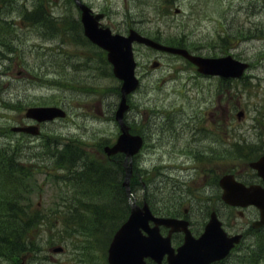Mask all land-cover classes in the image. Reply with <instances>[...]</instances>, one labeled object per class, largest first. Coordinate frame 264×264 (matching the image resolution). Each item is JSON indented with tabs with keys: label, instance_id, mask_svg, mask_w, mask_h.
I'll use <instances>...</instances> for the list:
<instances>
[{
	"label": "rangeland",
	"instance_id": "374dc122",
	"mask_svg": "<svg viewBox=\"0 0 264 264\" xmlns=\"http://www.w3.org/2000/svg\"><path fill=\"white\" fill-rule=\"evenodd\" d=\"M54 1L53 4H61L58 5L59 9H63L64 6V0H52ZM86 2H89L92 7L96 10H102L105 9L107 12V16L104 20L105 24L111 25L114 29L119 31H124L126 24H140L145 25L147 27H151L152 30H173L172 27H169L168 25H165V21L162 18H157L156 12L154 11V7L149 6L147 4H140L138 0H85ZM143 3V2H142ZM188 4L189 0H179L177 1V5H174L173 11L178 7H181L188 11ZM74 7L73 5H71ZM75 8V7H74ZM217 15H213L209 17V21H206L203 17V22L201 25L195 26V23L191 25V33H192V39L198 41L199 43H202L204 45L211 43V41L214 38L215 33V26L216 23L214 21V17ZM221 27L225 31H233L234 29L232 26L227 23L224 18L221 16H217ZM221 18V19H220ZM239 17L236 18L238 20ZM147 20V22L142 21ZM142 21V22H141ZM148 31V30H146ZM151 31V30H150ZM193 31V32H192ZM32 41L36 43L42 42L41 39L32 36ZM50 41H46L47 45ZM236 47V46H234ZM67 52L74 55H83L85 53L84 47H78L75 46V48H66ZM238 53H241V50L238 48ZM158 58L161 60L162 65L159 69L155 70L154 72V84L156 86L155 91H152L148 89V83L150 81L149 74L145 72V68H147V60L149 58ZM136 58L140 64V70L139 73L143 77V86L138 91L136 96L133 98L134 102L136 104H140L141 106L147 105L149 108L150 105L148 101L155 99L156 101L153 102L154 105H163V104H169L171 102H175L176 100L177 104H179V101L182 102V95L178 92L177 87L179 83L184 82V78L190 76L193 70L188 69L187 65L184 61L178 58H173L170 55L164 53V52H152L145 46H138V49L136 51ZM31 62H33V59H31ZM71 63H73L71 61ZM1 64H4L2 61ZM19 69L16 65L14 66V69L12 71L11 75H3L0 80H3L0 82V97L4 94H7L8 92L14 93L16 91V88H14L15 85H18V82L16 80H19V74L16 72V70ZM64 68L60 65L58 70H63ZM106 73H107V67H106ZM0 71H3V65H0ZM7 76H12L10 78V83H8ZM112 84H115V81L111 77H102L100 80H98L97 84L99 86H109ZM61 90H49L47 87L40 86H31L30 88H27L26 92L29 96H47L45 94H49L52 92H60ZM26 94V95H27ZM199 94L202 96V93L199 92ZM241 94V93H240ZM8 97V96H6ZM176 99V100H175ZM92 102L90 104V108H93L94 113H96L99 109H102L103 112L99 113V117L95 120H89L87 128L84 132L87 134L94 133L97 134L98 132H105L106 136H111L115 131V126L113 125V122L107 118L106 113V99L103 100V107H101V102L97 100V98H92ZM5 107H3V103L0 101V123H8L10 120L11 125L17 124V122L21 119L22 113L17 112L15 110H4ZM140 111L143 113L145 109H140ZM62 121L56 122L54 124H60ZM68 121H65V123ZM52 129H55L54 126H49ZM99 128H103V131H97ZM62 130H66L65 128H61ZM70 132H77L75 128H71ZM114 135V134H113ZM164 147H157L152 146L149 150L148 148L145 150L142 157L140 156V162H143L144 165H151L154 163L163 162L164 160L168 161L167 156L163 158V156L160 154L161 150H164ZM111 160V159H110ZM129 165V164H128ZM130 166V165H129ZM135 170H133L134 173ZM133 177V175H132ZM132 179V178H131ZM22 196L23 193H19ZM30 198H32L33 201L38 202V196L37 193H31ZM47 197L46 200H50L52 198V193L48 192L46 194ZM234 220L239 223L241 222V218L239 216H235ZM264 264V263H262Z\"/></svg>",
	"mask_w": 264,
	"mask_h": 264
},
{
	"label": "water",
	"instance_id": "95a60500",
	"mask_svg": "<svg viewBox=\"0 0 264 264\" xmlns=\"http://www.w3.org/2000/svg\"><path fill=\"white\" fill-rule=\"evenodd\" d=\"M83 21L86 34L93 41L109 50V59L115 64L116 74L124 79L123 94L125 95L137 85L133 73L135 63L131 52V42L137 36L132 34L126 38L122 35H112L108 28H99L86 7H84ZM124 108L123 102L119 111L120 117H122ZM123 128L125 133L121 136L118 144L109 152L124 150L127 156H130L137 151L140 141L136 139L137 137L129 135L127 128ZM130 169H128L127 181L130 177ZM135 209L112 243L110 249L111 264H146L144 261L145 256H151L161 262L165 253H173L168 239L160 238L155 231L150 236L141 233L140 227H146L147 216L146 212ZM163 222L169 224L167 220H163ZM207 239L209 237L206 236L197 240L187 237V242L180 249V252L177 255L170 256V264H208L211 260L217 258L218 256L215 255L213 247L208 246Z\"/></svg>",
	"mask_w": 264,
	"mask_h": 264
},
{
	"label": "trees",
	"instance_id": "16d2710c",
	"mask_svg": "<svg viewBox=\"0 0 264 264\" xmlns=\"http://www.w3.org/2000/svg\"><path fill=\"white\" fill-rule=\"evenodd\" d=\"M1 2L2 1L0 0V3ZM33 9H34L33 12H42L43 11V7H41L39 5H34ZM30 18L35 19V17H33V16H30ZM38 18L42 22L44 19L43 13H40ZM52 27L55 28L56 30L59 29V27L57 25H54ZM74 27H77V24H74ZM61 32L67 33V30L63 29ZM0 43H1V36H0ZM71 152L75 153L77 151L75 149V150H72ZM117 167H118V170H120L122 173L123 169H122L121 162L117 163ZM91 169H96V167L93 166ZM97 173H99V172H97ZM90 174L93 175L91 170H90ZM100 174H101V177H104V178L108 177L107 183H109L108 185H111V187H113V189H114V199L112 200V202H113L112 206L113 207H106V209H108V210L110 209V211H111V209L113 210V208H114L116 211V217L119 219V221H121L126 217V215L128 213L126 206L125 205L121 206V201H120L121 199H123L125 202L127 199L125 189H124V187L122 185V181H121L122 177L120 175L117 176V174L114 173L112 178H111L110 177L111 171H105V170H103V173H100ZM118 179H120V180H118ZM109 218H111V216L107 211H104L100 215V219L102 221L107 220ZM112 219H114V218H112ZM115 220H116V218L113 221H115ZM30 225H31V220H29L26 217V222L24 224L25 229H27V228L29 229ZM22 227H23V224H21V225L19 224V226H18L17 216L15 215L14 216V223L10 227L5 228L4 232L1 233L2 234L1 235V239H2L1 242L3 244H5L8 248H10V250H15V252L20 251L22 249V247L19 244L20 239H21ZM24 238L26 240V236ZM15 255H17V254L15 253Z\"/></svg>",
	"mask_w": 264,
	"mask_h": 264
},
{
	"label": "flooded vegetation",
	"instance_id": "af4514ba",
	"mask_svg": "<svg viewBox=\"0 0 264 264\" xmlns=\"http://www.w3.org/2000/svg\"><path fill=\"white\" fill-rule=\"evenodd\" d=\"M248 77L253 78H260L264 77V74L261 73H249ZM207 110L206 113L201 114V122L200 124L205 125L204 129H208V134L210 135V140L215 144L218 140L217 138V122L218 118L221 120L227 121V119H230L231 117V111L232 108L229 104H218L215 101H212L210 105L207 106L204 110ZM262 128V136L257 139V143H263L264 142V122L261 123ZM215 152V150H214ZM259 154H263L264 152H258Z\"/></svg>",
	"mask_w": 264,
	"mask_h": 264
},
{
	"label": "bare ground",
	"instance_id": "6f19581e",
	"mask_svg": "<svg viewBox=\"0 0 264 264\" xmlns=\"http://www.w3.org/2000/svg\"><path fill=\"white\" fill-rule=\"evenodd\" d=\"M44 19L45 20H50V18L46 15H43ZM50 24L53 25V23L51 22ZM74 24H77L76 20L74 18H70L69 20L65 21V22H62L61 24H55L59 27H70V28H76L74 27ZM49 33H52L51 31V28L49 29ZM173 124V123H172ZM11 165L15 164L16 163V160L15 159H11L10 162H9ZM121 179V178H120ZM118 179V180H120ZM123 181V180H121ZM121 201V206L125 205V202L123 199L120 200Z\"/></svg>",
	"mask_w": 264,
	"mask_h": 264
}]
</instances>
